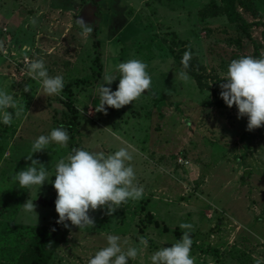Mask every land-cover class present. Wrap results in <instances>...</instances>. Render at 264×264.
Instances as JSON below:
<instances>
[{
    "label": "rangeland",
    "instance_id": "obj_1",
    "mask_svg": "<svg viewBox=\"0 0 264 264\" xmlns=\"http://www.w3.org/2000/svg\"><path fill=\"white\" fill-rule=\"evenodd\" d=\"M218 5L219 0H0V89L24 108L11 125L0 122V264H18L32 237L58 220L50 180L21 189L13 176L31 165L26 156L37 137L60 125L67 130V102L77 112L78 148L114 152L130 145L144 193L112 216L104 209L90 212L92 228L67 222L66 241L47 264H87L109 234L127 246L145 237L148 248L129 264H150L153 252L180 238L185 222L194 226L196 264H254V257L264 258V127L247 131V117L237 119L236 107L220 98L230 61L264 53V0H235L249 24L245 32L230 25ZM81 18L93 26L89 36H81ZM189 49L185 83L175 73ZM38 58L50 75L63 77L60 95L44 96L27 74L26 65ZM133 58L148 65L150 91L120 109L96 112L105 73L118 75L115 65ZM118 83L119 78L105 86L115 91ZM26 84L31 91H24ZM71 149L70 139L66 147L52 143L32 159L54 181L56 163ZM28 199L37 217L23 211ZM147 214L159 225L142 228Z\"/></svg>",
    "mask_w": 264,
    "mask_h": 264
},
{
    "label": "clouds",
    "instance_id": "obj_2",
    "mask_svg": "<svg viewBox=\"0 0 264 264\" xmlns=\"http://www.w3.org/2000/svg\"><path fill=\"white\" fill-rule=\"evenodd\" d=\"M76 24L81 29V36H89L93 32V26L82 18L77 19ZM25 48L28 46L25 45ZM191 59V50H186L181 59L182 69L175 73V78L181 82L190 80L187 69ZM147 69L148 65L136 58L116 64L115 72L118 75L105 73L96 90L99 102L95 111L107 114V108L120 109L142 97L146 90L150 91L152 77ZM26 71L31 79L39 83L44 96L61 94L64 88L63 77L50 75L42 58L32 59L26 65ZM117 78L119 83L115 91L105 86L111 85ZM221 80L226 82L220 84V98L229 108L236 107L237 119L247 117L246 130L251 132L264 127V53L259 57L244 55L231 60ZM24 91H31L30 85L26 84ZM9 108L13 111L9 112ZM23 111V106L17 103L14 95L0 89V122L11 125L14 116L19 118ZM69 139V133L63 125L53 128L47 135H40L26 156L31 165L15 172L13 176L21 189L40 188L50 180L56 191L57 224L68 228L67 222L70 221L72 226L80 230L92 228L95 220L90 212L104 209L106 215L112 216L130 200L143 197L144 189L137 182L132 164L134 149L130 145L122 146L114 152L72 148L65 158L56 163L53 175L55 180L51 181L52 176L49 177L47 167L32 159V154L48 149L52 143L66 147ZM22 208L25 213H34L37 217L36 205L32 200L28 199ZM179 227L182 229L180 238L170 247L163 246L153 252L149 258L150 264H196L192 255L191 237L194 226L185 222ZM148 246L149 242L143 236L138 238L137 246H127V242H122L119 235L109 234L106 246L96 251L87 264H129ZM253 259L254 264H264V258Z\"/></svg>",
    "mask_w": 264,
    "mask_h": 264
},
{
    "label": "trees",
    "instance_id": "obj_3",
    "mask_svg": "<svg viewBox=\"0 0 264 264\" xmlns=\"http://www.w3.org/2000/svg\"><path fill=\"white\" fill-rule=\"evenodd\" d=\"M217 9L226 17L230 25L236 26L242 31H247L249 24L245 22L235 6V0H219ZM264 36V33H262ZM237 43V40L234 41ZM97 67L100 69V56H96ZM67 111L70 114V119L67 121V130L69 132L71 148H78L76 141L78 134L77 112L71 102H67ZM43 228L40 232L34 235L31 241L27 244L21 255L19 256L18 264H47L55 249L66 241L67 228L61 224L56 223ZM153 224L158 226L159 223L154 220L152 215L147 214L141 220V227L146 228ZM53 229H55L53 231ZM167 230L166 228H163ZM175 233L176 230H175Z\"/></svg>",
    "mask_w": 264,
    "mask_h": 264
},
{
    "label": "built area",
    "instance_id": "obj_4",
    "mask_svg": "<svg viewBox=\"0 0 264 264\" xmlns=\"http://www.w3.org/2000/svg\"><path fill=\"white\" fill-rule=\"evenodd\" d=\"M180 162H182V161L180 160ZM182 163H184V161H183ZM185 163H186V162H185Z\"/></svg>",
    "mask_w": 264,
    "mask_h": 264
}]
</instances>
